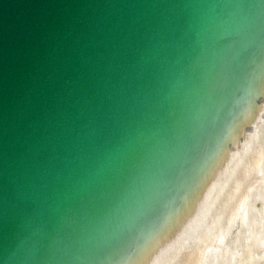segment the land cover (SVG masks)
Instances as JSON below:
<instances>
[{
    "label": "water",
    "instance_id": "obj_1",
    "mask_svg": "<svg viewBox=\"0 0 264 264\" xmlns=\"http://www.w3.org/2000/svg\"><path fill=\"white\" fill-rule=\"evenodd\" d=\"M263 34L264 0H0V264H91Z\"/></svg>",
    "mask_w": 264,
    "mask_h": 264
},
{
    "label": "bare ground",
    "instance_id": "obj_2",
    "mask_svg": "<svg viewBox=\"0 0 264 264\" xmlns=\"http://www.w3.org/2000/svg\"><path fill=\"white\" fill-rule=\"evenodd\" d=\"M233 81L179 167L91 264H264V34Z\"/></svg>",
    "mask_w": 264,
    "mask_h": 264
}]
</instances>
